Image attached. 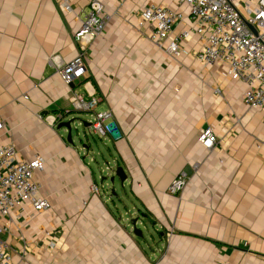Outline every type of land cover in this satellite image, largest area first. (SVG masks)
<instances>
[{
    "label": "crops",
    "instance_id": "crops-1",
    "mask_svg": "<svg viewBox=\"0 0 264 264\" xmlns=\"http://www.w3.org/2000/svg\"><path fill=\"white\" fill-rule=\"evenodd\" d=\"M90 1L72 0L74 12L62 13L53 0H0V143L20 159H45L35 177L51 203L37 212L25 202L5 217L15 262L264 264V112L245 104L247 84L223 63H201L196 35L178 58L149 39L152 26L140 22L151 5L182 12L176 32L191 27L177 0H101L108 25L71 88L57 68L78 53L73 33ZM72 90L95 92L96 110L117 124L105 152L127 174L120 193L100 190L86 155L50 121L77 120ZM206 126L217 134L213 150L198 141ZM182 170L189 184L168 194Z\"/></svg>",
    "mask_w": 264,
    "mask_h": 264
},
{
    "label": "built area",
    "instance_id": "built-area-1",
    "mask_svg": "<svg viewBox=\"0 0 264 264\" xmlns=\"http://www.w3.org/2000/svg\"><path fill=\"white\" fill-rule=\"evenodd\" d=\"M53 1L62 13L74 12L72 0ZM177 2L188 7L191 27L176 32L175 22L183 19L182 12L164 5H151L142 12L140 22L141 25L152 26L149 39L169 56L178 58L188 54L183 43L196 35L200 42L196 58L205 65L225 64L228 76L247 84L243 94L247 107L264 112V0ZM78 18L80 26L73 33L78 53L71 61L57 68V73L68 85L87 75L89 47L104 32L109 22L105 4L101 0H91L83 19L80 16ZM71 101L75 111L94 115V120L85 126L88 133L102 138L119 134L117 124L107 122L110 113L96 110L101 98L95 92L72 90ZM62 118H51L50 121L56 126ZM5 129L6 123L0 113V132ZM198 141L205 149L213 150L218 143L214 128H202L198 133ZM44 166L45 159L42 156L37 155L31 160L20 159L13 144L0 143V264H17L5 239L9 229L4 222L5 217L25 202L31 203L37 212L51 208L49 200L40 196L41 183L35 177ZM190 178L187 171H180L169 185L168 194H181ZM91 190L98 192V185L93 184ZM51 245L54 246L53 243Z\"/></svg>",
    "mask_w": 264,
    "mask_h": 264
},
{
    "label": "rangeland",
    "instance_id": "rangeland-1",
    "mask_svg": "<svg viewBox=\"0 0 264 264\" xmlns=\"http://www.w3.org/2000/svg\"><path fill=\"white\" fill-rule=\"evenodd\" d=\"M73 117H77L76 121L72 123V140L73 144L76 145L85 155L86 160L89 162L93 169L97 174V181L100 187V190H103V186L106 190H116L117 192H121L122 184L118 178L111 183L110 178L114 175L113 168L117 165L114 160L108 157V153H106L105 143L109 142V138H102L98 135L90 134L87 132V127L83 125V122H92L94 119V115L91 112H81L75 111L72 112ZM70 119V118H68ZM65 136H68V132L64 131ZM87 132V134H86ZM90 145L89 152L86 147ZM101 152L106 153V156H103ZM95 160V161H94ZM103 177H107L106 180H102ZM126 190H129L126 185ZM126 203H129L126 201ZM132 213L133 210H131ZM136 218V217H135ZM137 227L141 228L144 232L146 229L142 225L141 221L137 222ZM151 227V225H150Z\"/></svg>",
    "mask_w": 264,
    "mask_h": 264
},
{
    "label": "water",
    "instance_id": "water-1",
    "mask_svg": "<svg viewBox=\"0 0 264 264\" xmlns=\"http://www.w3.org/2000/svg\"><path fill=\"white\" fill-rule=\"evenodd\" d=\"M254 33L255 30H254ZM71 88H75V85L72 83L70 84ZM76 120H68V121H60L56 126L58 129L65 128L68 131V136H67V141L69 143H73L72 140V123L75 122ZM89 125V122H84V126ZM83 147H86L85 145ZM114 175L110 178V182L113 183L115 181V178H118L121 182L122 185H124V182L127 180V174L122 166H115L113 168ZM107 177H104L102 180H106ZM141 216H137L136 218L131 219V225L133 227V231L136 235H141V231L137 227V222L140 220Z\"/></svg>",
    "mask_w": 264,
    "mask_h": 264
}]
</instances>
